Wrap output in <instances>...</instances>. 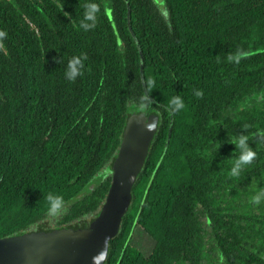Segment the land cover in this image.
Wrapping results in <instances>:
<instances>
[{
    "label": "trees",
    "instance_id": "trees-1",
    "mask_svg": "<svg viewBox=\"0 0 264 264\" xmlns=\"http://www.w3.org/2000/svg\"><path fill=\"white\" fill-rule=\"evenodd\" d=\"M0 31V238L88 226L111 182L98 175L142 112L157 130L103 264H264V0H0ZM239 136L256 157L232 177ZM50 193L58 228L42 227Z\"/></svg>",
    "mask_w": 264,
    "mask_h": 264
},
{
    "label": "water",
    "instance_id": "water-1",
    "mask_svg": "<svg viewBox=\"0 0 264 264\" xmlns=\"http://www.w3.org/2000/svg\"><path fill=\"white\" fill-rule=\"evenodd\" d=\"M107 14L110 16V10ZM129 16L128 9V25ZM129 30L135 38L130 25ZM139 53L142 58L141 50ZM157 124L158 118L154 114L137 112L127 117L112 163L108 192L89 227L32 231L0 238V264H103L108 242L117 235L130 204L132 186L142 169Z\"/></svg>",
    "mask_w": 264,
    "mask_h": 264
},
{
    "label": "clouds",
    "instance_id": "clouds-1",
    "mask_svg": "<svg viewBox=\"0 0 264 264\" xmlns=\"http://www.w3.org/2000/svg\"><path fill=\"white\" fill-rule=\"evenodd\" d=\"M99 11V7L96 3L89 2L85 5V11H84V17L83 20L80 23V27H82L84 30H87L89 28H94L96 24L97 19V13ZM86 21H92V24H88ZM5 33L0 31V37L4 36ZM86 59V56L84 54H81L79 57H73L71 60H69L67 65V71L65 75L67 76V79L70 81H73L76 79L77 76L82 75V68H83V61ZM227 59L231 62L239 63L241 59L240 54L236 55H229ZM196 96H201L202 93L200 91H197L195 93ZM169 105L172 106L173 112H177L184 108V102L181 100V97L174 96L169 101ZM248 138L245 136H239L234 144L236 148L239 149V156L234 162V166L231 168L230 175L232 177H238L240 174V169H242L245 165L251 164L253 159L256 157V152L248 146L247 143ZM264 198V191L256 193V195L253 197V199L259 203L260 200ZM51 209L59 207L60 203L63 202V197L60 195H53L49 194L47 197Z\"/></svg>",
    "mask_w": 264,
    "mask_h": 264
},
{
    "label": "rangeland",
    "instance_id": "rangeland-1",
    "mask_svg": "<svg viewBox=\"0 0 264 264\" xmlns=\"http://www.w3.org/2000/svg\"><path fill=\"white\" fill-rule=\"evenodd\" d=\"M160 6L162 5L160 4ZM161 9H164V7H162ZM130 111L131 109H129V113H131ZM146 115H153V114L148 113ZM109 164L110 163H108L106 165L107 167L105 168H108ZM104 174L106 175L111 174V171L105 170L103 172H100L98 177ZM64 210H65L64 207H59V208H55L52 211H50L47 217L45 218V220L43 221L42 227H46V224L48 221L50 222L51 228L58 227L60 224L57 222L60 221L61 215L65 212ZM253 212H256V214H259L261 210H259L258 212L253 210L251 213ZM262 228L264 229V226H262ZM131 244L147 255L151 251L154 242L144 232H142L139 229H135L132 233Z\"/></svg>",
    "mask_w": 264,
    "mask_h": 264
},
{
    "label": "flooded vegetation",
    "instance_id": "flooded-vegetation-1",
    "mask_svg": "<svg viewBox=\"0 0 264 264\" xmlns=\"http://www.w3.org/2000/svg\"><path fill=\"white\" fill-rule=\"evenodd\" d=\"M149 151V150H148ZM112 167V166H111ZM110 167V168H111ZM235 190L238 192L239 191V189L238 188H235ZM229 196H227V198H225L224 200H223V202H228L229 201V198H228ZM241 194H238L236 197H232V199L233 200H235V203L237 202V203H240L241 202ZM103 204V203H102ZM102 206V205H101ZM101 206H100V208H99V210L97 211V214H96V216L91 220V222L97 217V215L99 214V211H100V209H101ZM90 222V223H91ZM90 223L88 224V226H86V227H89V225H90ZM58 227H60V225L58 226ZM57 227V228H58ZM86 227H84V228H86ZM209 264H211V263H209Z\"/></svg>",
    "mask_w": 264,
    "mask_h": 264
}]
</instances>
